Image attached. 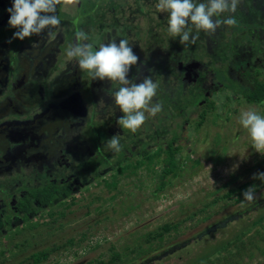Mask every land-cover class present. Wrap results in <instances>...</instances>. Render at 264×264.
Instances as JSON below:
<instances>
[{"label": "rangeland", "instance_id": "rangeland-1", "mask_svg": "<svg viewBox=\"0 0 264 264\" xmlns=\"http://www.w3.org/2000/svg\"><path fill=\"white\" fill-rule=\"evenodd\" d=\"M76 2L69 0L64 10L73 14ZM243 2L239 1L236 12L240 10L244 17L228 28L231 30L229 34L234 31L232 42L236 48L231 57L256 60L261 53L260 61L264 55V27L253 24L252 17L264 15V0H251L245 7L241 5ZM11 4L12 0H0V117L11 120L0 124V173H8L5 169L12 157L6 150L11 148L10 141L24 139L25 135L30 139H41L37 147H25L30 154L44 153L40 157V165H47L49 160L55 159L51 156L59 160L58 153L66 156L62 158L65 162L68 160L67 163H71L73 158L89 152L85 148L79 126L81 122L77 118L84 114L85 104L81 103V98L91 106L95 104V95L86 88L87 79L81 77L88 74L80 70L78 58H66L65 63L77 60L74 69H67L72 72L70 75L62 72L65 63H61L57 65L60 70L58 74L48 73L45 78L33 82L32 77L36 75L35 69L40 60L36 55L37 50L30 58L19 56L21 41L9 43L15 29L7 26L9 16L5 17V9ZM148 10L152 21L156 20L154 12L157 11L160 16L166 13L158 11L154 4ZM224 17V14L220 15L221 19ZM3 25L6 27L4 30ZM226 27L220 26L218 32L224 33ZM82 30H88L86 25ZM5 33L8 40L2 37ZM199 37L202 38V35ZM29 39L31 37L24 41ZM43 55H46L45 52ZM31 57H34L33 61H30ZM14 58L18 60L14 61ZM239 64L232 65L235 76L243 84L251 86L253 80L245 79L241 73L245 70L244 66ZM256 69L257 77L264 78V63H256ZM225 73L223 70L215 73L216 83L222 81V74ZM7 76L14 86L6 97L9 89ZM133 76L131 81L141 82V73ZM97 82L99 89L103 90V84L99 80ZM42 85L49 87L53 95H59L63 100L58 109L52 105L38 114L40 111L34 108L43 106L40 97L42 89L39 88ZM210 98L215 101L216 108L198 129V118L191 119L180 153L179 176L163 191L156 193L154 190L160 159L154 149L149 160L132 159L123 166V173H105L51 209L28 216L24 222H18L15 218V226L0 236V264L27 262L31 253L37 251L48 252L47 258L38 264H190L204 250L207 253V247L218 246L228 237L249 227L252 220L264 213V180L253 179L259 171L264 172V155L253 149L248 132L240 125L239 118L242 112L249 110L261 116H264V111L242 103L236 97L224 107L225 92L219 89L211 92ZM29 111L30 120L18 119L28 116ZM218 115L221 117L217 118ZM165 117L161 112L157 113L151 125L161 130L164 124L167 125ZM157 134H153L155 138ZM111 137L108 135L107 139ZM122 137L134 142L138 139L137 135L123 128ZM44 140H52L53 143L48 144ZM135 145L140 148L139 140ZM55 147L58 153L54 155ZM24 159L29 161L31 158ZM11 170L15 177L21 178L19 186H24L26 181L28 185L31 183V180L24 178V168L18 163H13ZM14 176L11 181H15ZM37 177L43 180L40 174ZM248 181L246 188L239 189L230 198L185 220L193 211L203 207L210 195L223 194ZM6 184V178H0V188ZM251 186H254L256 200L244 201L242 193ZM63 212L64 217L51 225L52 219ZM172 221L181 222L176 230L157 240L145 242L148 234ZM247 232L240 241L203 264H264V221ZM130 249H134V253H128ZM115 253L124 258L113 263L111 258Z\"/></svg>", "mask_w": 264, "mask_h": 264}, {"label": "trees", "instance_id": "trees-1", "mask_svg": "<svg viewBox=\"0 0 264 264\" xmlns=\"http://www.w3.org/2000/svg\"><path fill=\"white\" fill-rule=\"evenodd\" d=\"M250 1L244 0L241 5L244 6ZM197 2H203V0H197ZM157 3L158 0H77L73 14L68 13L63 7L57 8L56 15L60 18V26L52 29L51 35L46 29L40 35H33L28 41L19 43L22 48L19 56L30 58L33 52L37 50L36 55L39 57L40 63L35 70L48 72L57 70L58 64H64L65 59H69L66 55L69 45L77 43L76 34L83 31L85 25L88 30L83 32L87 34L88 39L80 43L91 44L94 51L99 50L101 45L113 40L117 43L122 39L128 40L130 46L139 56V62L131 67L128 78L131 81L133 75L141 73V82L145 77H150L158 85L152 102H158L162 105L160 112L166 116L165 119L168 121H165L167 125L163 122L162 124L165 126L159 130L157 126L151 125V121L155 117L145 113L147 119L134 133L135 136H138L136 140H139L141 144L140 148H137L135 145L136 140L134 142L132 139L122 137V127L118 124V119L122 116V113L114 105L113 94L122 85L118 82L105 80V86L103 90H100L98 87H93L92 82L90 83L92 79L89 76H81L87 79L86 88L89 92L94 95L103 92L106 94L105 100L107 99L101 104L102 106L98 100H94L95 104L91 106L86 99L81 98V103L85 104L84 114L77 118L81 122L79 126L82 128L84 145L89 152L73 158L72 162L77 167V171L74 173V177L69 180L52 179L50 176L55 174L48 173L49 178L38 186L32 184L30 187H16L14 202L7 205L9 218L14 216L18 218V222H24L28 215L34 216L55 207L58 203L72 196L78 189L98 180L105 173L112 171L119 174L123 173V166L132 159L149 160L154 149L157 152L155 154L160 156L154 190L156 193L163 191L179 176L181 168L180 153L191 119L198 118L197 129L202 127L208 114L216 108V103L210 98V93L218 89L225 92L224 107L230 103L233 97H236L242 103L257 106L264 111V78H258L256 74V63H264V55L263 58H260V61L258 59L261 53L259 57L255 56V58L257 57L256 60L253 58L236 59L233 56L232 58V51L236 48L232 42L234 31L229 34L231 32L228 29L229 25H226V33H219L218 29L220 27L211 36L201 31L199 36L202 35V38L199 37L194 43L191 42V39L187 43H181L179 37H170L167 33L164 35L162 33L167 32L168 14L165 13L164 16H160L156 11L154 12L156 16L154 21L149 16L150 11L148 8L150 5H156ZM1 12H3V9ZM223 14L224 18L221 19L219 16L214 17V19L223 20L233 16L237 21L244 17L241 16L243 13L240 10L235 11V13L226 12ZM5 15V17L9 16L7 13ZM263 17V13L257 15V17H252V23L264 27ZM246 21L248 20L246 19ZM0 26L2 27L1 24ZM5 28L3 25L2 30ZM220 29L222 30V27ZM191 35H196L195 31ZM2 37L7 39L8 34L5 33ZM43 52L46 55H43ZM17 58L13 60L16 61ZM33 59L34 57H31L30 61H33ZM76 63L77 60L65 63L62 72L70 75L72 72L67 69L69 67L74 69ZM235 63L244 66L245 70L241 73L245 79L253 80L251 86L243 84L235 76L232 67ZM220 70L226 73L222 74V81L218 84L216 83L215 73ZM47 74L43 73V75ZM39 75L36 76L37 79L42 78ZM220 117L218 115L217 118ZM146 126L147 129H145ZM157 132L155 138L153 134ZM114 134L120 137L122 147L119 152L109 150L106 147L109 140L107 139L108 135L113 136ZM128 143L129 145L126 146ZM88 146L92 147L89 148ZM259 173L264 172L259 171L257 174ZM248 184L249 181L243 182L237 188L230 189L223 194L214 193L210 195L209 200L204 203L203 207L193 211L185 220L191 219L198 212H202L219 201L230 198L239 189L246 188ZM64 215L63 212L58 217H54L51 225L57 223ZM4 218V226H9L6 231L8 232L12 228L10 226L11 219L7 218L6 215ZM263 221L264 213L252 220L249 227L239 231L232 237H228L218 246L207 247L208 252L204 253V250L190 264H203L215 254H221L235 242L240 241L252 227ZM180 224L181 222L176 221L163 224L158 230L148 234L145 242L148 243L162 238L165 234L176 230ZM1 234H3V231L0 230V236ZM128 253H134V249H130ZM47 256L48 252L37 251L31 253L27 262H19V264H38ZM121 258H124L123 255L115 253L112 255L111 261L113 263L119 262Z\"/></svg>", "mask_w": 264, "mask_h": 264}, {"label": "clouds", "instance_id": "clouds-1", "mask_svg": "<svg viewBox=\"0 0 264 264\" xmlns=\"http://www.w3.org/2000/svg\"><path fill=\"white\" fill-rule=\"evenodd\" d=\"M69 0H12L11 7L6 9L10 29H15L9 40L24 41L33 35H40L46 29L51 30L60 26V18L56 15L58 7H66ZM239 0H158L156 9L168 14L167 33L170 37H179L181 43H194L199 33L214 35L222 25L234 26L237 21L229 16L226 19H214L223 13H235ZM195 31L196 35L190 34ZM88 36L80 31L76 34L77 43L69 45L66 55L78 58L80 70L86 72L92 80L114 81L122 86L113 94L114 105L123 114L118 124L126 130L135 133L144 124L148 113L155 117L162 110L160 103H153L158 85L150 77L142 82L130 81L128 73L131 67L139 62L133 47L126 39L111 41L101 45L94 51L91 44L80 43ZM240 125L247 130L253 149L264 155V116L254 110L242 112ZM109 150H121L120 137L113 135L106 143ZM253 179L264 180V173L254 175ZM243 200H256L254 186L243 193Z\"/></svg>", "mask_w": 264, "mask_h": 264}, {"label": "flooded vegetation", "instance_id": "flooded-vegetation-1", "mask_svg": "<svg viewBox=\"0 0 264 264\" xmlns=\"http://www.w3.org/2000/svg\"><path fill=\"white\" fill-rule=\"evenodd\" d=\"M59 67V66H58ZM59 69H57L56 71H53V70H50V71H42V72H38V71H35V73L37 75H39L40 77L42 78H45L46 75H43V73H53L54 75L58 74L59 73ZM43 75V76H42ZM35 80H37L36 76H33L32 77V81L35 82ZM98 80H90V82H92L93 84V87H98ZM6 82H8V85H9V89H8V94L6 95V97L9 95V90L12 89V87L14 86L13 83L10 84V80L8 79V76L6 78ZM102 84H103V88H104V83H105V80L104 81H100ZM39 88H41L42 90L40 91V97H41V105H43L42 107H35L34 110L36 111H40L38 114H40L43 110L47 109L48 107L54 105L56 108L55 109H58L62 103V100L63 98L60 97L59 95H53V92L50 91V88L48 87H45V86H39ZM82 94V93H81ZM5 98V97H3ZM106 98V94L103 93V92H98L95 94V97H94V100H98L99 104L101 105L103 102H105ZM58 106V108H57ZM102 106V105H101ZM34 114V112H33ZM35 115V114H34ZM33 115V116H34ZM5 116V115H4ZM23 116V115H22ZM24 118H19L18 119H26V120H30L31 117H30V111H29V115L28 116H23ZM25 117H28V118H25ZM1 118V121H0V124L2 123H7L11 120H7V118L5 117H0ZM18 119H15L12 121H16ZM56 137H59V135H56ZM36 140V141H35ZM41 140V139H30L27 135H25V138L24 139H17V140H12L10 141V145L9 147L11 148H8L6 151L8 152V155H10L12 158H11V163L6 165V169L5 171H7L8 173H5L4 171H2L0 173V178H6V181H7V184L3 187V188H0V230L3 231V234L2 235H5L7 229L9 228V226L7 225L6 227L4 226V223H5V218L4 216L6 215L7 218H9V210L7 208V205L8 204H13V200L15 199V189L16 187L19 186L20 184V181H21V178L20 177H15L14 176V173L12 172L11 170V166L13 165V163H18L20 166H22L24 168V170L22 171V174L25 176L24 178H27V180H31V183L28 185L27 184V181L24 183V186L26 187H30L32 184L33 185H40L41 183H44L46 179L49 178L48 176V173H54L55 175L54 176H50L52 179H56V178H61V179H65V180H69L70 178L74 177V173L77 171V169L74 168V162H71V163H67L68 160H66L67 162H65L63 159L64 157H66L65 155H60L57 151V147L55 152H54V155L55 153H58V157H59V160L56 159V156H51V157H54L55 159L54 160H49L48 164L47 165H40L42 163V161H40V157L42 158L43 157V154H39V153H33V154H30V150L28 152V150L25 149L26 146H34V147H37L38 145V141ZM46 142H48L47 140H44ZM52 142V140H50L48 142V144H50ZM53 143V142H52ZM53 148V147H52ZM60 148H62V146H60ZM24 158H31L29 161H26ZM63 158V159H62ZM62 161L65 162V166H63L62 164ZM49 166V167H47ZM27 167L29 169H27ZM76 167V166H75ZM13 169V168H12ZM54 171V172H53ZM58 172V173H57ZM3 173V174H2ZM11 173V174H9ZM41 175L43 177V180H39L37 175ZM8 175H12V177L14 176L15 177V181H11V178L8 176ZM3 181H5L4 179H2ZM15 183V185L13 184ZM28 216H31L28 215ZM33 216V215H32ZM17 218V217H10L9 219H11V227H14L15 224H14V219ZM18 219V218H17Z\"/></svg>", "mask_w": 264, "mask_h": 264}]
</instances>
